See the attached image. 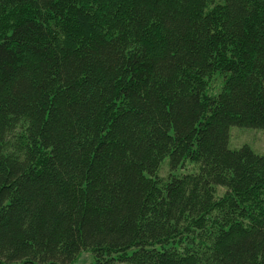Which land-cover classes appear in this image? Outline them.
<instances>
[{
    "label": "trees",
    "instance_id": "trees-1",
    "mask_svg": "<svg viewBox=\"0 0 264 264\" xmlns=\"http://www.w3.org/2000/svg\"><path fill=\"white\" fill-rule=\"evenodd\" d=\"M234 126L264 129V0H0V264H264Z\"/></svg>",
    "mask_w": 264,
    "mask_h": 264
},
{
    "label": "rangeland",
    "instance_id": "rangeland-1",
    "mask_svg": "<svg viewBox=\"0 0 264 264\" xmlns=\"http://www.w3.org/2000/svg\"><path fill=\"white\" fill-rule=\"evenodd\" d=\"M214 81L211 82L209 86V91L212 94L219 92V88H222V78L217 76ZM229 145L231 148H237L242 145L251 146L255 151L264 154V129H254V128H242V127H231L230 128V139ZM169 159H165L159 167V174L168 177L170 174ZM196 164L195 162L187 161L186 164L181 168L179 167L175 174L178 173H191ZM198 168V167H197ZM224 191L223 188H218V193ZM220 194V193H219ZM94 260V256L91 252L85 251L79 255V257L74 261L73 264H88ZM117 264H129L119 262Z\"/></svg>",
    "mask_w": 264,
    "mask_h": 264
}]
</instances>
